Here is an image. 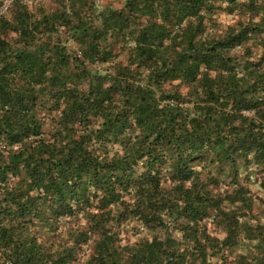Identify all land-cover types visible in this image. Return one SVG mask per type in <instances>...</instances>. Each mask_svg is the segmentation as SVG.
Wrapping results in <instances>:
<instances>
[{
    "label": "trees",
    "instance_id": "16d2710c",
    "mask_svg": "<svg viewBox=\"0 0 264 264\" xmlns=\"http://www.w3.org/2000/svg\"><path fill=\"white\" fill-rule=\"evenodd\" d=\"M61 3L36 16V2L15 1L0 15L3 264L76 259L72 246L52 250L58 238L39 235L79 216L89 229L73 231L74 241L94 236L87 264H209L217 255V264H264V227L248 222L245 239L258 254L226 260L239 241L237 211L219 208L207 188L212 176L193 167L198 158L234 170L245 158L264 187V50L256 60L229 53L264 33V8L259 22L208 37L216 11L231 13L238 0H124L115 9L96 0ZM117 45H129L126 62L111 72L91 67L118 56ZM174 81L192 85L190 97ZM48 112L54 127L44 130ZM225 196L240 202V216L251 210L242 188ZM212 208L224 221L222 240L197 228ZM130 216L148 228L172 224L182 238L120 246L110 223Z\"/></svg>",
    "mask_w": 264,
    "mask_h": 264
},
{
    "label": "rangeland",
    "instance_id": "374dc122",
    "mask_svg": "<svg viewBox=\"0 0 264 264\" xmlns=\"http://www.w3.org/2000/svg\"><path fill=\"white\" fill-rule=\"evenodd\" d=\"M100 6H107L113 9L120 8L123 4L124 0H96ZM254 4L257 7L256 10H250L248 3ZM223 6L226 3L222 4ZM63 3L61 0H38L34 7L30 9L31 12L36 13L38 16L39 12H49L55 9H61ZM264 8V0H238V5L234 6L231 13L227 12V9L216 11L213 15V18L216 19L217 24L213 28H211L208 24L206 27V32L208 37L217 36L219 34H223L228 28L239 26V24H249L256 23L261 20L262 10ZM70 8L67 9L69 12ZM258 10V12H256ZM99 23V21H96ZM14 36V34H11ZM264 38V33H252L250 39L242 44L241 46L236 47V49L230 51V55L238 54L243 59H257L260 54L264 50V46L262 45V40ZM129 45H125V47H121V45L115 46V53H118V56L112 58L110 61L107 60L104 63H97L92 65V68H96L102 71L106 69L111 72L113 69V65L115 62L121 61L126 62L125 60V52H127V48ZM125 51V52H124ZM125 60V61H124ZM106 70V71H107ZM174 86L177 84L178 91L181 92L184 96L188 95V92H191L194 87L192 85L179 84L178 81H174L172 83ZM165 88H169L168 85ZM174 87L171 89L173 90ZM190 97V96H189ZM195 97L191 96V99L194 100ZM47 117L44 122V130H49L54 127V122L52 121V116L54 113L48 112ZM51 116V117H50ZM237 159V158H236ZM193 167L196 170H201V176L206 178L208 176H212L213 182L208 185V190L210 191V195H214L213 197L218 201V207L222 208L226 212L237 211L236 214V226L238 227V243L232 247V252L230 254L229 251L224 252L225 258L228 262H232L234 260V256L237 254H244L248 256V258L252 259L258 254V249L256 248V242L254 240L248 241L247 239V231H245L243 227V223H250L259 225V227H264V187L261 186V174L257 173L255 170V165L248 163L247 160L242 159L241 157L236 160L234 170L229 166L228 163L225 164H216L211 165L208 162H204L196 158L194 161ZM140 171H143L144 168L139 167ZM242 188L244 192V197L247 198V201L251 204V210L245 212V216H240L239 210L236 209L235 206L240 205L239 201H232V198L229 196H225L227 190L229 192L232 191L233 188ZM129 203H133L136 199L135 196H125L124 197ZM118 208V207H117ZM114 207V210L117 209ZM96 209H93L95 211ZM172 221V218H170ZM166 217V220H170ZM179 221H182L180 218ZM86 218L79 217H61L59 221L56 223V229L50 232H42L40 233V242H45L48 236H54L58 245L53 247L52 250H61L63 246L70 247L72 246L73 253L75 254L76 259L72 260L68 264H87V259L92 254L94 250V236H91L89 240H81L78 236V241H74L72 235L79 232H88L89 227L85 225ZM222 222V225L219 223ZM223 218L218 212L216 208H212L209 210V214L207 217L203 218L197 224V228L199 232H203L205 234L210 235L211 237L218 238L222 240L225 237V231L223 229ZM112 226V232H116V236L119 238L118 244L120 246H124L128 243L137 242L140 240H150L154 236H158L163 238L167 234H172L175 238L181 239L182 233L177 232L178 229L172 231V224L168 225L166 228L160 229L156 228H148L145 224H141L137 218L128 217L125 220L113 219L110 223ZM75 233H74V232ZM205 236L204 234L202 235ZM244 238V239H243ZM181 242V241H180ZM182 248L185 246L183 242L180 245ZM221 260L220 255L211 257L208 259L209 264H217ZM8 263V262H7ZM0 264H3V260H0Z\"/></svg>",
    "mask_w": 264,
    "mask_h": 264
},
{
    "label": "built area",
    "instance_id": "2783aa9c",
    "mask_svg": "<svg viewBox=\"0 0 264 264\" xmlns=\"http://www.w3.org/2000/svg\"><path fill=\"white\" fill-rule=\"evenodd\" d=\"M18 1V3L30 5L35 3L37 0H1L0 1V15L4 14L12 2Z\"/></svg>",
    "mask_w": 264,
    "mask_h": 264
}]
</instances>
